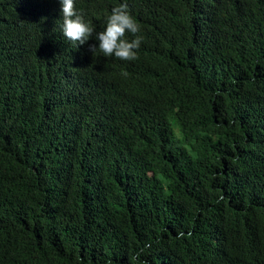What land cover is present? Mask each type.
<instances>
[{"label": "trees", "instance_id": "1", "mask_svg": "<svg viewBox=\"0 0 264 264\" xmlns=\"http://www.w3.org/2000/svg\"><path fill=\"white\" fill-rule=\"evenodd\" d=\"M75 4L0 0V264H264V0Z\"/></svg>", "mask_w": 264, "mask_h": 264}, {"label": "clouds", "instance_id": "2", "mask_svg": "<svg viewBox=\"0 0 264 264\" xmlns=\"http://www.w3.org/2000/svg\"><path fill=\"white\" fill-rule=\"evenodd\" d=\"M62 12V32L66 39L76 46L84 45L90 38H93L95 29L85 20L82 10H77L75 0H60ZM140 32V25L131 15L128 4L122 3L111 9V14L107 17L104 30L95 32L94 39L99 42L98 48L90 45L89 50L95 53L99 50L104 57H115L121 61H134L138 59L137 50L141 46L142 37L136 35ZM131 33L135 38L129 40L126 34ZM127 75V73H124ZM182 231L177 233L178 238H182ZM150 248L151 245H145ZM144 249L135 255L137 264H148L147 260H142Z\"/></svg>", "mask_w": 264, "mask_h": 264}]
</instances>
